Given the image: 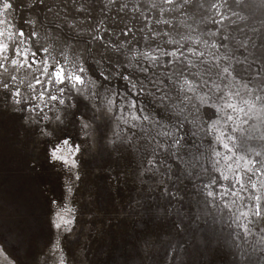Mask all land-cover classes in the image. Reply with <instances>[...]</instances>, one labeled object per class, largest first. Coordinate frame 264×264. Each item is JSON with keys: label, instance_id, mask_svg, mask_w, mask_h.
<instances>
[{"label": "snow or ice", "instance_id": "snow-or-ice-1", "mask_svg": "<svg viewBox=\"0 0 264 264\" xmlns=\"http://www.w3.org/2000/svg\"><path fill=\"white\" fill-rule=\"evenodd\" d=\"M21 5L28 31L12 0H0V115L21 114L24 131L40 138L44 162L64 175V196L48 200L55 232L45 248L33 253L23 230L0 235V264H18L21 248L33 264H68L60 237L77 222L80 157L96 143L116 157L110 180L127 175L119 160L135 163L146 199L129 207L158 194L163 205L144 210L174 217L163 238L171 264L193 247L212 249L200 229L208 218L231 230L235 264H264V0Z\"/></svg>", "mask_w": 264, "mask_h": 264}, {"label": "rangeland", "instance_id": "rangeland-1", "mask_svg": "<svg viewBox=\"0 0 264 264\" xmlns=\"http://www.w3.org/2000/svg\"><path fill=\"white\" fill-rule=\"evenodd\" d=\"M12 2L16 7L12 13L16 25L28 31L23 19L29 17V11L23 8L21 0ZM20 115H0V204L9 209L0 212V235L12 240L23 230L33 237L32 251L36 253L53 238L55 230L48 223V200H62L64 175L44 162L40 138L24 131ZM85 147L87 150L80 157L81 180L76 182L72 196L77 222L72 233L60 237L68 264H171L163 238L172 235L174 217L144 210L164 202L156 194L155 200L147 199L144 208L129 207L130 201L146 199L135 182V163L119 160V167L127 175L112 181L108 178V166L111 165L115 174L116 157L110 158V150L100 143ZM36 161L42 167L33 172L31 166ZM200 229L202 234L213 236V247L210 251L193 247L189 255L183 256L184 264H235L231 230L224 219L215 223L208 218L207 223L201 222ZM146 233H152L155 241L148 250L140 246ZM14 255L18 257V264L20 261L33 264L32 256L24 248Z\"/></svg>", "mask_w": 264, "mask_h": 264}]
</instances>
